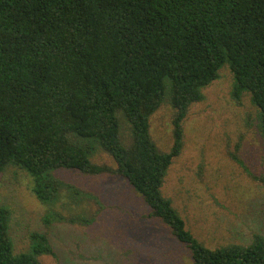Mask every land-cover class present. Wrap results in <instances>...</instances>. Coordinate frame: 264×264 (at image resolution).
<instances>
[{
	"label": "trees",
	"instance_id": "1",
	"mask_svg": "<svg viewBox=\"0 0 264 264\" xmlns=\"http://www.w3.org/2000/svg\"><path fill=\"white\" fill-rule=\"evenodd\" d=\"M224 66L231 97L240 103L249 95L264 139V0H0V174L8 165L23 170L46 206L100 204L56 178L57 170L123 178L148 217L189 250L191 264H264V236L208 248L161 191L182 151L189 107ZM165 103L174 111L173 143L161 152L149 121ZM98 153L113 166L95 163ZM95 216L51 208L41 221L46 229L88 226ZM10 220L9 207L0 206V264L56 260L47 232H30L26 252L15 253Z\"/></svg>",
	"mask_w": 264,
	"mask_h": 264
},
{
	"label": "rangeland",
	"instance_id": "2",
	"mask_svg": "<svg viewBox=\"0 0 264 264\" xmlns=\"http://www.w3.org/2000/svg\"><path fill=\"white\" fill-rule=\"evenodd\" d=\"M232 84L229 69L222 67L218 79L203 89V100L189 107L182 122V151L161 189L186 229L211 249L248 245L253 234L264 236V139L258 110L247 94L237 103L231 97ZM173 114L165 103L149 121L151 138L161 152H168L173 143ZM117 117L120 137L129 144L127 124L121 114ZM92 159L113 166L102 153ZM54 176L94 196L100 207L92 201L65 200L43 205L31 193V178L8 165L0 174V206L11 210L15 253L26 252L29 233L37 231L48 233L56 254V260L41 256V264H191L189 250L167 226L148 217V207L125 179L65 169ZM51 208L64 217L96 216L88 226L56 223L46 229L41 219Z\"/></svg>",
	"mask_w": 264,
	"mask_h": 264
}]
</instances>
